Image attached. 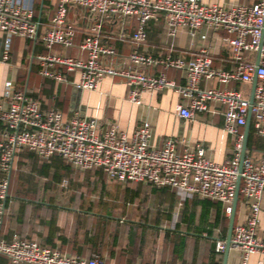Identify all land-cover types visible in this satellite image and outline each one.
I'll return each mask as SVG.
<instances>
[{"label":"built area","instance_id":"obj_1","mask_svg":"<svg viewBox=\"0 0 264 264\" xmlns=\"http://www.w3.org/2000/svg\"><path fill=\"white\" fill-rule=\"evenodd\" d=\"M38 3L39 0H0V32L6 39L4 61L10 59L12 38L38 37ZM71 8L84 9L99 19L79 44L84 57L53 52L55 47H75L77 32L68 21ZM117 16L136 19L132 39L137 43L147 39L148 23L159 17L164 18L172 38L185 30L193 38L202 34V41L206 39L205 30L224 31L228 34L226 41L231 46L234 68H216L208 48L201 49L190 60L172 56L155 58L135 50L119 64L116 49L103 43L100 36L102 22ZM41 40L50 51L37 56L43 77L71 83L81 91H95L105 78H119L130 89L129 100L138 105L144 93L172 90L182 99L176 111L185 119H193L196 113L208 111L211 103H219L224 107V129L235 135L236 142L233 157L226 163L212 160L202 145L184 138L170 137L162 147H155L151 144L153 131L148 121L130 134L116 122L102 131L98 117L76 115L66 120L61 111L43 110L39 100L8 81L0 99V255L8 258L10 264H112L98 254L90 258L73 256L18 236L10 242L2 237L13 161L24 150L43 160L61 157L77 170H101L110 180L121 183L173 188L179 206L192 198L220 202L227 217L233 212L240 176L239 194L248 214L245 222L234 226L231 250L239 255L240 264H247L252 254L264 255V240L257 236L264 193V153L258 158L245 156L241 164L244 135L238 132L251 117L257 135L264 141V0L252 6L229 7L203 4L200 0H58ZM158 67L164 71L148 72ZM169 70L180 71L185 84L169 79L166 74ZM65 73H75L78 78L70 81ZM255 78L258 81L253 103L241 92L228 88L233 82L252 84ZM203 82L208 86L203 87ZM215 82L224 87L213 86ZM181 144L184 151L179 154ZM225 249L226 240L217 239L215 252L222 254Z\"/></svg>","mask_w":264,"mask_h":264},{"label":"crops","instance_id":"obj_2","mask_svg":"<svg viewBox=\"0 0 264 264\" xmlns=\"http://www.w3.org/2000/svg\"><path fill=\"white\" fill-rule=\"evenodd\" d=\"M57 1L39 0L36 15V22L39 24L38 37L35 40L12 38L8 61L3 60L6 39L0 32V99L6 82L12 81L16 89L39 100L43 110L57 109L63 113L66 120L76 115L88 118L95 116L99 118L102 131L110 123L116 122L122 131L129 134L144 121H148L153 131L151 144L155 147H162L165 140L170 137L184 138L192 144L202 145L207 156L218 163H226L232 159L236 137L225 131L224 107L219 103H211L208 111L196 113L193 119H185L176 111L182 99L172 90L144 93L142 102L138 105L129 100L130 89L119 78H105L97 90L81 91L71 83H60L43 77L40 74L41 66L37 56L50 53L43 46L41 38L50 25ZM200 2L229 7L238 4L252 6L258 0H200ZM42 19L44 23L40 35ZM68 21L77 32L75 47L70 49L55 47L53 52L70 57H84L85 54L79 50V44L88 34L91 25L99 19L84 9L71 8ZM136 29L137 21L133 17L117 16L102 22L101 40L116 49L117 63L121 64L124 58L135 50L155 58L172 56L190 60L199 55L201 49L208 48L216 68L224 70L234 68L231 46L226 41L228 34L224 31L205 30L203 34L206 35V39L202 41L200 40L202 34L193 38L185 30L179 31L177 36L172 38L169 36L164 18L159 17L148 23L147 39L137 43L132 39ZM162 71L164 70L161 67L148 70L149 73ZM166 74L179 85L185 84L180 71L169 70ZM66 76L70 81L78 78L75 73H67ZM253 83L233 82L228 88L251 98ZM201 85L206 87L208 83L203 82ZM213 86L224 87L217 82L213 83ZM245 126L238 128V132L244 137ZM183 151L184 146L181 144L178 153L182 154ZM263 153L264 141L257 135L254 122L251 120L245 156L258 158ZM51 160L52 158L40 159L28 150L16 154L1 226L2 237L6 241L10 242L18 236L73 256L90 258L98 254L107 263L112 264H209L212 251H215V241L220 239V233L224 229L227 237L230 217L225 215L224 206L220 202L225 221L221 226L214 228L211 235L187 231L189 229L185 224L181 227L187 230L181 234H173L171 233L173 229L164 223L139 222L132 219L139 199L148 202L152 211L159 207L157 199L152 198L150 188L147 186H142L141 189L123 187L124 183L110 180L103 172L105 182L101 183L102 178L93 170L79 173L74 171L68 178L59 181L54 178L58 170L53 163L49 164ZM62 183L65 186L71 184L74 193L77 190L83 193L85 188L94 187L96 190L94 188L93 190L100 194L98 204L82 200L80 197L79 202H76L73 192L61 193L54 189ZM127 191L132 195L137 193L138 196L130 200L132 196L128 197ZM120 200L123 205H118ZM188 200L187 213L194 210L199 218L208 208L209 222L213 221L216 215L214 207L204 208L202 204L197 203L202 200L199 198ZM177 207L178 203L174 211ZM247 214L248 208L243 198L239 196L235 225L245 222ZM257 236L264 240V193L261 198ZM216 258L223 264L224 253H216ZM0 264L10 262L8 258L0 255ZM227 264H240V257L236 251L230 250ZM247 264H264V255L252 254Z\"/></svg>","mask_w":264,"mask_h":264},{"label":"trees","instance_id":"obj_3","mask_svg":"<svg viewBox=\"0 0 264 264\" xmlns=\"http://www.w3.org/2000/svg\"><path fill=\"white\" fill-rule=\"evenodd\" d=\"M43 23H44V20L42 19L39 34L41 33ZM40 35H42V33ZM51 163H53L54 166L58 170V172L54 174V178L58 179L59 181H62L66 177L68 178V176L74 171L81 172V170H77V169L72 168L70 166V164H68L63 158L58 157V156H53L52 160L49 164L51 165ZM93 171L98 175V177L102 178V179H100L101 183H104L105 179L103 178L104 174L102 173V171L98 170V169H95ZM126 183L132 184V183H136V182H126ZM142 186H147L148 188H150V192H151L150 194H151L152 198L157 199V203H159V207L161 208L160 217L165 218L167 220H170L172 218V215H173V212H174V209H175L177 203H179V198H178L176 190L173 188H170V187L157 188L156 186H153L150 184L137 183V187H139L137 189H141ZM130 195L132 196L131 198H129L130 200L138 196L137 193L132 195L130 192H128V197H130ZM188 202H189V200H186L182 204V207H183L182 208V217H181L182 221L179 225L176 226V230H173L171 233H173V234L182 233L180 228L182 225L185 224V225H187V227L189 229L188 231H194L197 233H208L211 235L214 231V228L221 226L223 221H225V217L222 214V209L219 205V202L215 203L214 201L207 200V199L197 201V203L200 205L202 204L204 208H206V207H209V208L214 207L215 208L216 215H215L213 221H211V222H209V218H208V214H207L208 210H209L208 208H207V210H205V212L202 213V215L199 218L197 217L194 210L190 213H187V210H189ZM220 239L221 240L226 239V229H224L220 233ZM183 243L184 242H182V244ZM50 248L56 249L53 247H50ZM216 259H217L216 258V252L213 250L212 255L210 257V263L209 264H221V260H216ZM108 263H111V262H108Z\"/></svg>","mask_w":264,"mask_h":264},{"label":"rangeland","instance_id":"obj_4","mask_svg":"<svg viewBox=\"0 0 264 264\" xmlns=\"http://www.w3.org/2000/svg\"><path fill=\"white\" fill-rule=\"evenodd\" d=\"M79 173V172H78ZM77 176H80L77 174ZM80 178V177H79ZM64 183H62L60 186L54 187V189H57L58 191H60L61 193H68V192H73V188H71V184L70 185H63ZM12 186V183H11ZM137 187V183H124L123 187ZM94 188V187H93ZM92 187H88L85 188V191L82 193L81 191H75V193L73 192L72 195L75 196L76 202H79V197L82 200H90L91 202H93L94 204H98L99 202V192L93 190ZM10 189V188H9ZM82 196V198H81ZM118 205H123L122 200H120L118 202ZM150 204L146 201H142L139 199V202L136 203L135 207H136V211H135V216L132 217V219H134L135 221H139V222H156V223H164L165 226L176 230V226L179 225L181 223V217H182V205L176 208V210L174 211L172 218L170 220L167 219H163L160 217L161 211L159 207H156L152 210H150L149 208ZM119 217V216H118ZM181 232H184L185 227H181L180 228ZM188 231V230H187ZM181 234V233H180ZM188 237H190L188 235ZM190 239V238H189Z\"/></svg>","mask_w":264,"mask_h":264},{"label":"water","instance_id":"obj_5","mask_svg":"<svg viewBox=\"0 0 264 264\" xmlns=\"http://www.w3.org/2000/svg\"><path fill=\"white\" fill-rule=\"evenodd\" d=\"M257 81H258L257 78H255L254 83H253V93H252L251 98H250L251 103H253L254 89L257 85ZM250 124H251V117L248 118L246 126H245L246 131H245L243 150H242V155H241V164L245 158ZM241 168L242 167H240V171H241ZM240 184H241V177L239 176L238 181H237V187H236V196H235V200H234V204H233V212H232L230 219H229V226H228L227 237H226V249L224 251L223 264H227L229 252L231 250V238H232V234H233V230H234V226H235V215H236L237 204H238L239 196H240V194H239Z\"/></svg>","mask_w":264,"mask_h":264}]
</instances>
